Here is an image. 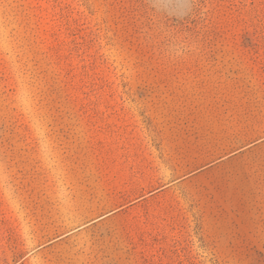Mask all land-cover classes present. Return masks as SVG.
Returning <instances> with one entry per match:
<instances>
[{
	"label": "rangeland",
	"instance_id": "rangeland-1",
	"mask_svg": "<svg viewBox=\"0 0 264 264\" xmlns=\"http://www.w3.org/2000/svg\"><path fill=\"white\" fill-rule=\"evenodd\" d=\"M74 46L92 102L39 112ZM0 62V264H264V0H0Z\"/></svg>",
	"mask_w": 264,
	"mask_h": 264
},
{
	"label": "trees",
	"instance_id": "trees-1",
	"mask_svg": "<svg viewBox=\"0 0 264 264\" xmlns=\"http://www.w3.org/2000/svg\"><path fill=\"white\" fill-rule=\"evenodd\" d=\"M25 13L24 10H22V14ZM25 15V14H24ZM25 18L28 21V27L31 28V34L36 37L37 42H40L42 44L43 41H39V39H42L41 37V27L39 24H34V26L30 25L32 24L30 21H32L31 15L26 14ZM37 21H40L39 19ZM185 28H187L189 31L192 30V27H189L187 25ZM198 34H200L198 32ZM30 36L27 37L29 39ZM203 37V36H202ZM32 43L29 45L32 48ZM98 45L95 43L94 40H90L89 42V48L90 51L95 50L97 53L92 54V59L97 62V57L100 51L97 49ZM186 53H194L195 50L190 49L188 46H182L180 48ZM33 50V49H32ZM31 50V52H32ZM79 48L77 46H74V48H71L70 50L67 48L66 51H61V49H55L52 47H49L44 50L42 53L44 55V58L36 60V57H33V65L38 70V73L33 76V79H39L42 77V80L44 82L43 86L46 87V90H43L40 92L41 97L39 100V104H42L39 106V112H42V110L47 109L49 111L50 116L53 117L59 116V113H63L64 117H67L69 112H67L66 107H64L66 101L72 100V101H79L80 96L82 95V89L86 88L87 91L83 92L85 97L84 100H89V102H92V95L94 94V91H96L95 83L93 80H90V77L88 76V73L85 70H83V73L78 74L77 67L73 65V52L78 51ZM200 55H203L204 51H199ZM34 60L35 63H34ZM153 60V59H152ZM51 64L57 65L59 68H63L64 72L59 73L58 70H50L49 66ZM62 65V67H61ZM0 66H2V63L0 62ZM93 66V65H92ZM98 70L99 72H96V78L95 80H100L102 82V86L100 88H107V86H110V82L108 81V76L105 74V71L102 69H99L98 66L92 67V70ZM79 78V84H82L81 89H77V86H73L72 82L74 81L73 78ZM72 78V80H69ZM69 87H73L74 89H77L75 94L73 96H70L67 94V90ZM99 89V88H97ZM72 97V98H71ZM94 97V96H93ZM90 104V103H88ZM64 107V109L59 112V109ZM56 111L53 115L51 111ZM58 110V112H57ZM41 114V113H40ZM48 115V114H47ZM22 114H12L10 117L9 115L3 114L0 112V155L3 153H9L11 151L12 145L11 141L16 136V126L19 122H22ZM13 119H18L16 122H13ZM17 124V125H15ZM23 123H21L20 128L22 127Z\"/></svg>",
	"mask_w": 264,
	"mask_h": 264
}]
</instances>
